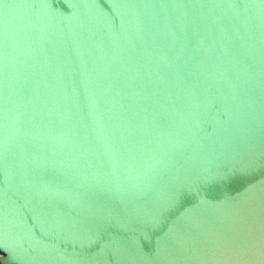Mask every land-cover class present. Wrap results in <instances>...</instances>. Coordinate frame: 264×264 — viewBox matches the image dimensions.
<instances>
[{
  "label": "water",
  "instance_id": "1",
  "mask_svg": "<svg viewBox=\"0 0 264 264\" xmlns=\"http://www.w3.org/2000/svg\"><path fill=\"white\" fill-rule=\"evenodd\" d=\"M0 264H264V0H0Z\"/></svg>",
  "mask_w": 264,
  "mask_h": 264
},
{
  "label": "bare ground",
  "instance_id": "2",
  "mask_svg": "<svg viewBox=\"0 0 264 264\" xmlns=\"http://www.w3.org/2000/svg\"><path fill=\"white\" fill-rule=\"evenodd\" d=\"M1 254V253H0Z\"/></svg>",
  "mask_w": 264,
  "mask_h": 264
}]
</instances>
